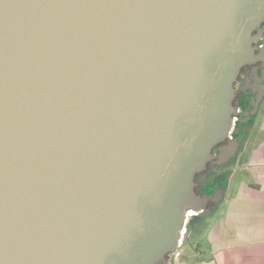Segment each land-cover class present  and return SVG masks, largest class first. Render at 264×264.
Segmentation results:
<instances>
[{"label":"water","instance_id":"95a60500","mask_svg":"<svg viewBox=\"0 0 264 264\" xmlns=\"http://www.w3.org/2000/svg\"><path fill=\"white\" fill-rule=\"evenodd\" d=\"M263 23L264 0H0V264L166 263L212 212L195 176Z\"/></svg>","mask_w":264,"mask_h":264},{"label":"rangeland","instance_id":"374dc122","mask_svg":"<svg viewBox=\"0 0 264 264\" xmlns=\"http://www.w3.org/2000/svg\"><path fill=\"white\" fill-rule=\"evenodd\" d=\"M263 117L262 107L251 123L245 122L234 128L239 134L240 147L236 155L222 166L226 177L223 198L212 213L194 219L189 228L190 216L184 227L183 245L168 258L169 264H264V241L237 247L232 240L240 225L244 233H249L252 223L255 228L257 223L264 222V212H261L264 209L259 208L264 205L238 202L264 200V169L252 168L249 161L254 149L264 143ZM256 157L253 160L258 159L259 154ZM258 180L263 185L262 191L252 187L251 183ZM240 213L244 215L242 220ZM251 213L255 214L253 218Z\"/></svg>","mask_w":264,"mask_h":264},{"label":"flooded vegetation","instance_id":"af4514ba","mask_svg":"<svg viewBox=\"0 0 264 264\" xmlns=\"http://www.w3.org/2000/svg\"><path fill=\"white\" fill-rule=\"evenodd\" d=\"M263 35L260 37V41L258 44H255L258 48H264V23L262 25ZM257 34V32H256ZM263 62H258L252 66H245L242 68L241 73L238 77V82L235 84L237 89L236 97L234 100V105L238 107L239 116L235 117V123L232 131L230 132L229 138L226 142L221 143L216 146L213 150L214 157L207 164V168L201 172L196 174L195 182H196V192L202 196L209 197V201L207 203V210H211L212 212L218 207L219 203L223 198V191L226 185V177L223 175L222 166L224 164L219 163V148L224 145L229 144L230 142L237 139L239 141V134L234 131L235 127H238L239 124H244L245 122L251 123L254 120L261 108L263 107L264 112V78L261 82H255V74L254 68H257L258 74L263 76L264 68ZM264 77V76H263ZM247 78H251L252 82L249 83L247 87L243 89L245 86V81ZM264 122V117L263 121ZM211 199L218 201L217 203ZM210 211V212H211ZM211 212V213H212ZM197 214V213H195ZM210 214V213H209ZM207 214V215H209ZM191 216V220L198 219L201 216L191 214L187 216V221ZM186 221V222H187ZM188 239V238H187ZM183 245V237L180 246ZM171 255L168 256V258ZM167 258L166 263L169 264L170 260Z\"/></svg>","mask_w":264,"mask_h":264},{"label":"crops","instance_id":"0c3cea01","mask_svg":"<svg viewBox=\"0 0 264 264\" xmlns=\"http://www.w3.org/2000/svg\"><path fill=\"white\" fill-rule=\"evenodd\" d=\"M263 128H264V122H263ZM259 154V157L258 159L256 160H253L254 158H257L256 155ZM250 161V166H254V168H260V169H264V143H260L255 149H254V153L252 154V157L251 159L249 160ZM254 171V169H253ZM253 186V188L257 189L258 191H262L263 188L261 185V182L258 180L256 183H251ZM238 200V199H236ZM241 202V203H244V202H247L248 204H258L259 205H264V200H257V201H254V200H238V202ZM243 207L241 206L240 209H242ZM261 209H264V207H259ZM240 210H238L237 212H239ZM261 212H264L261 211ZM242 213L238 214L242 220V216L244 215H241ZM237 215V213H236ZM248 216V215H246ZM252 218L255 216V214H252L250 215ZM238 219V216L235 220ZM262 223V224H261ZM242 226L240 225V228L239 230L236 232V237L232 238V240H234L235 242V245L238 247L239 245L241 247L243 246H247V245H253V244H256L258 243L259 241L262 242L264 241V222H260V223H257L256 227L254 228V225L253 223L251 224V228H248L249 230V233H244L241 228ZM236 231V230H235ZM255 231H257L258 233L255 234Z\"/></svg>","mask_w":264,"mask_h":264},{"label":"bare ground","instance_id":"6f19581e","mask_svg":"<svg viewBox=\"0 0 264 264\" xmlns=\"http://www.w3.org/2000/svg\"><path fill=\"white\" fill-rule=\"evenodd\" d=\"M195 213H197L196 211H194V210H190L188 213H187V216H188V214L189 215H191V214H194V215H196ZM187 219V218H186ZM187 221V220H186ZM185 223H187V222H185ZM183 233H184V230H183V232H182V237H183Z\"/></svg>","mask_w":264,"mask_h":264},{"label":"trees","instance_id":"16d2710c","mask_svg":"<svg viewBox=\"0 0 264 264\" xmlns=\"http://www.w3.org/2000/svg\"><path fill=\"white\" fill-rule=\"evenodd\" d=\"M192 222H194V221H193V220H191V221L189 222V224H188L189 228H190V226H191ZM187 241H188V240H187ZM187 241H186V242H187Z\"/></svg>","mask_w":264,"mask_h":264},{"label":"built area","instance_id":"2783aa9c","mask_svg":"<svg viewBox=\"0 0 264 264\" xmlns=\"http://www.w3.org/2000/svg\"><path fill=\"white\" fill-rule=\"evenodd\" d=\"M236 120V119H235ZM184 234V233H183ZM181 242H182V240H181ZM181 244V243H180Z\"/></svg>","mask_w":264,"mask_h":264}]
</instances>
